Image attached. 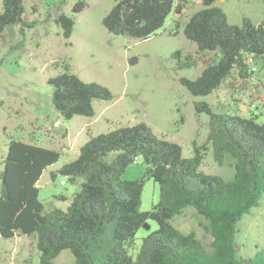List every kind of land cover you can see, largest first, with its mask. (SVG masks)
Here are the masks:
<instances>
[{
  "label": "trees",
  "instance_id": "obj_1",
  "mask_svg": "<svg viewBox=\"0 0 264 264\" xmlns=\"http://www.w3.org/2000/svg\"><path fill=\"white\" fill-rule=\"evenodd\" d=\"M217 0H200L202 8L182 25L184 37L195 43L199 54L219 53L194 80L182 79L193 96H206L226 80L234 67L246 72V56L264 59V27L243 18L240 25L227 21ZM85 2L72 8L80 13ZM174 13L181 16L178 0H119L102 19L112 35L145 40L155 34ZM23 0H2L0 33L21 24L20 33L33 22L22 19ZM55 22L70 37L73 20L59 15ZM176 28L179 22L175 21ZM51 102L65 119L92 117L93 100L108 101L109 90L86 83L69 72L48 79ZM210 116L208 142L214 160L232 162V177L206 174L203 147L184 158L181 147L155 135L144 124L117 128L92 136L77 157L50 173L75 183L82 179L65 210L45 212L38 198L37 182L56 163L59 152L10 139L0 171V238L17 234L35 239L39 264H52L64 250L74 264H264V246L243 258L236 245L237 224L258 207L264 194V120L257 115L240 117L214 114L206 103L194 105ZM141 157L143 177L159 187V200L149 211H140L143 178L123 180L125 169ZM64 200V197H61ZM192 208L204 220L203 230L212 238L206 246L194 232L183 233L173 219ZM157 229L141 239L135 255L129 253L136 233L147 221Z\"/></svg>",
  "mask_w": 264,
  "mask_h": 264
},
{
  "label": "rangeland",
  "instance_id": "obj_2",
  "mask_svg": "<svg viewBox=\"0 0 264 264\" xmlns=\"http://www.w3.org/2000/svg\"><path fill=\"white\" fill-rule=\"evenodd\" d=\"M77 1L23 0L22 19L33 22V27L21 34V24H15L0 33V171L10 139L59 152L58 161L46 168L37 182L38 198L45 212L65 210L82 179L72 183L57 175L52 180L50 173L74 160L90 137L144 124L158 137L178 144L184 158L193 156L194 147H203L199 169L230 179L231 160L219 165L213 158L208 142L210 116L197 113L194 105L206 103L214 114L257 115L264 120V59L246 56L245 73L234 67L218 89L206 96H193L181 80L196 79L219 59L218 52L199 54L196 44L183 35V23L202 8L200 0H178L181 16L171 13L162 28L145 40L115 36L103 27L102 19L119 0H83V11L73 13ZM214 6L223 10L229 24L240 25L247 18L264 27V0H217ZM61 14L73 20L67 39L55 22ZM64 72L107 88L112 98L93 100L92 117L65 120L52 105L53 88L47 82ZM144 168L138 157L122 175L123 180L143 178V212L159 200V187L143 177ZM172 222L183 233L194 232L206 246L212 240L201 226L204 220L192 208ZM146 225L148 229L144 226L136 233L130 254L135 255L141 239L157 229L154 221ZM236 245L243 258L252 257L264 246V194L258 207L237 224ZM0 264H39L35 239L20 234L0 238ZM52 264H74L73 256L64 250Z\"/></svg>",
  "mask_w": 264,
  "mask_h": 264
},
{
  "label": "built area",
  "instance_id": "obj_3",
  "mask_svg": "<svg viewBox=\"0 0 264 264\" xmlns=\"http://www.w3.org/2000/svg\"><path fill=\"white\" fill-rule=\"evenodd\" d=\"M54 126H55V127L58 126V123H54Z\"/></svg>",
  "mask_w": 264,
  "mask_h": 264
},
{
  "label": "water",
  "instance_id": "obj_4",
  "mask_svg": "<svg viewBox=\"0 0 264 264\" xmlns=\"http://www.w3.org/2000/svg\"><path fill=\"white\" fill-rule=\"evenodd\" d=\"M145 228H146V229H148V226H147V225H145Z\"/></svg>",
  "mask_w": 264,
  "mask_h": 264
}]
</instances>
